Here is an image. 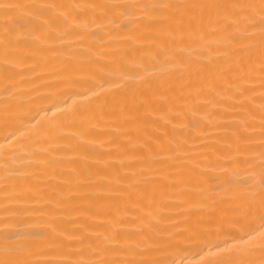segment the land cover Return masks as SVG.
Masks as SVG:
<instances>
[{
	"label": "bare ground",
	"instance_id": "obj_1",
	"mask_svg": "<svg viewBox=\"0 0 264 264\" xmlns=\"http://www.w3.org/2000/svg\"><path fill=\"white\" fill-rule=\"evenodd\" d=\"M0 264H264V0H0Z\"/></svg>",
	"mask_w": 264,
	"mask_h": 264
}]
</instances>
